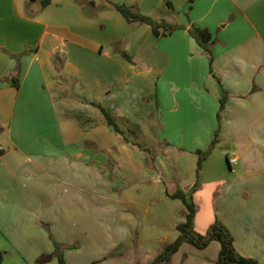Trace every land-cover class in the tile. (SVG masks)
<instances>
[{"label":"crops","instance_id":"1","mask_svg":"<svg viewBox=\"0 0 264 264\" xmlns=\"http://www.w3.org/2000/svg\"><path fill=\"white\" fill-rule=\"evenodd\" d=\"M104 1L0 0V251H15L3 264L51 257L48 230L80 245L65 264H151L185 221L178 190L197 206V233L219 220L241 256L264 264V0ZM109 1L184 28L127 29ZM191 25L220 41L213 73ZM92 103L116 123L157 116L161 155L146 166L104 120L71 118ZM220 250L183 244L170 264H218Z\"/></svg>","mask_w":264,"mask_h":264},{"label":"trees","instance_id":"2","mask_svg":"<svg viewBox=\"0 0 264 264\" xmlns=\"http://www.w3.org/2000/svg\"><path fill=\"white\" fill-rule=\"evenodd\" d=\"M194 2V0H190ZM83 3H80L82 5ZM109 4L123 17V19L128 24L135 25H148L152 28V32L156 37H162L171 35L174 31L180 28H184L182 25H170L165 21H156L152 17L141 13L135 7H128L125 5H120L112 3L109 1ZM168 7H172L170 2H166ZM190 35L196 40L198 45L206 52L209 58L210 70L213 73V46L215 44L214 38L210 31L207 28H198L191 25L188 28ZM124 58L128 61H133V58L128 55L126 52L121 53ZM16 82V81H15ZM228 93L223 92L222 98L220 100V111L218 113V119L221 120V112L224 110L225 105L228 101ZM93 106H96L102 113L104 118V123L108 126L113 132L120 136L124 143L130 144L131 146H136L135 143L130 142L124 137V133L121 131L117 125L115 118L111 116L105 109L100 105L92 103ZM218 143L217 136L210 144L207 151H197L199 156L198 161V171L201 169V165L206 156L215 148ZM138 147V146H136ZM146 163L149 164L148 159L146 158ZM198 185L196 184L193 187V192H196ZM172 199L181 200L186 208L185 212V221L177 226V231L179 233L178 238L172 244H169L164 247L162 252L155 258L151 264H170L171 257L178 252L180 247L183 244H190L199 250L206 249L210 243L218 242L221 245V250L219 253L218 264H261L255 259L245 258L241 256L235 246L234 239L227 229V227L222 224L219 220H216L208 230L205 235L199 234L195 231L194 222L197 214V206L193 201L192 195L187 196L183 191L178 190L176 193L169 195ZM60 247H56V256L58 258L59 264H65L64 257L59 250ZM4 254L0 252V264H3Z\"/></svg>","mask_w":264,"mask_h":264},{"label":"rangeland","instance_id":"3","mask_svg":"<svg viewBox=\"0 0 264 264\" xmlns=\"http://www.w3.org/2000/svg\"><path fill=\"white\" fill-rule=\"evenodd\" d=\"M99 1L101 4L99 5H106L104 0H96ZM44 4H42L43 6ZM52 7H55V4L51 5ZM49 6V7H51ZM84 9V11L86 12V14L88 16H91L93 18L99 16L101 14V11L95 10L93 9L89 4H82L81 5ZM41 7V4H40ZM108 15L113 19H121V21L123 23H125V27L127 29H130L129 26H131L132 24H128L123 17L120 15V13H118L114 8L111 7V9L108 12ZM154 20L156 21H161V19H156L154 17H152ZM104 28L107 27L106 24L103 23ZM215 44L213 46V48L220 43V41L218 40L217 37L214 38ZM219 79V77H216ZM71 118H74L76 120L78 119H82L84 121H89L86 125L85 128L89 129L91 126L94 125L95 122H90L91 120H96L97 122H102L104 120L103 115L101 113L100 110L93 108L89 111L88 115L85 116H81V117H73L71 116ZM117 125L119 126V128L124 132V137L126 139H128L130 142L135 143L136 146H138L139 148H135L137 150H141V152L143 153V155L148 159L149 164H151L153 162V160L159 156V154L161 155V152L163 149V147H161L158 143V130H159V120L157 116L151 115L145 118H135V119H131V120H119L117 121ZM116 137L118 139H121V137H119L117 134H115ZM123 141V140H122ZM136 150V151H137ZM148 163H146V166H149ZM109 181H111V179L109 178ZM46 230H48L46 227L47 226H43ZM47 232H49L50 236V241H51V245L54 248V251L52 253L51 257L56 258L55 263L59 264L58 258L56 256V247L59 246L60 247V251L62 253V255L64 256V253L66 251H72L75 249H78V247L80 246L78 243H74V244H66V243H58V241L56 240L55 237H53V235L50 233L51 231L48 230ZM11 248V249H10ZM12 245L9 244V248L5 249L4 251H0L2 252L4 255H8L6 254V251H8L9 255L11 252H15L12 249ZM46 255L41 256L38 260V264H48V262H50L49 258ZM65 261V259H64Z\"/></svg>","mask_w":264,"mask_h":264},{"label":"built area","instance_id":"4","mask_svg":"<svg viewBox=\"0 0 264 264\" xmlns=\"http://www.w3.org/2000/svg\"><path fill=\"white\" fill-rule=\"evenodd\" d=\"M230 165H235L237 163L236 159L232 158L229 161Z\"/></svg>","mask_w":264,"mask_h":264},{"label":"water","instance_id":"5","mask_svg":"<svg viewBox=\"0 0 264 264\" xmlns=\"http://www.w3.org/2000/svg\"><path fill=\"white\" fill-rule=\"evenodd\" d=\"M46 4H48V2Z\"/></svg>","mask_w":264,"mask_h":264}]
</instances>
